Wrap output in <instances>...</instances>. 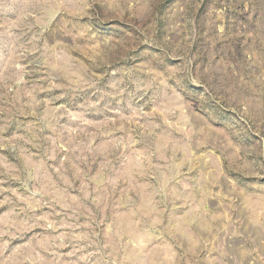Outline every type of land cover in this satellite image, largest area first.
I'll return each instance as SVG.
<instances>
[{
  "label": "rangeland",
  "instance_id": "rangeland-1",
  "mask_svg": "<svg viewBox=\"0 0 264 264\" xmlns=\"http://www.w3.org/2000/svg\"><path fill=\"white\" fill-rule=\"evenodd\" d=\"M0 264H264V0H0Z\"/></svg>",
  "mask_w": 264,
  "mask_h": 264
}]
</instances>
